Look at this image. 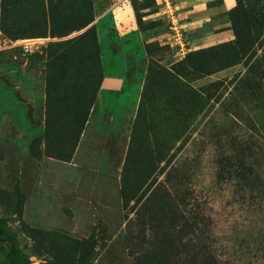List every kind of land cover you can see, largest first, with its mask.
Listing matches in <instances>:
<instances>
[{
    "label": "rangeland",
    "instance_id": "1",
    "mask_svg": "<svg viewBox=\"0 0 264 264\" xmlns=\"http://www.w3.org/2000/svg\"><path fill=\"white\" fill-rule=\"evenodd\" d=\"M170 2L185 48L167 0H0V234L29 264H264V27Z\"/></svg>",
    "mask_w": 264,
    "mask_h": 264
},
{
    "label": "trees",
    "instance_id": "2",
    "mask_svg": "<svg viewBox=\"0 0 264 264\" xmlns=\"http://www.w3.org/2000/svg\"><path fill=\"white\" fill-rule=\"evenodd\" d=\"M251 7H253V5L248 4L245 6L244 0H238L237 4L235 5V7L231 9V11L234 13V15L237 12H240V17L243 16L246 20L247 19L252 20L253 17L254 19H257V21L259 20L258 22L261 28L264 27V0H259L258 6L256 7L257 11L255 13L249 12V9ZM237 29L238 28L236 27L235 29V32L237 33L236 37L239 38L240 36V43L243 44L242 42L243 36H241V32L239 33ZM252 42H253L252 40H248L244 42L246 45L249 44L251 46V54L256 51L254 50L255 45ZM240 46L245 47L244 45L241 44ZM245 57H246L245 55L240 57V60L242 58L244 59ZM0 249L4 252L8 264H29L24 258H22L19 255V251L15 247L13 242L8 237L2 236L1 234H0Z\"/></svg>",
    "mask_w": 264,
    "mask_h": 264
},
{
    "label": "built area",
    "instance_id": "3",
    "mask_svg": "<svg viewBox=\"0 0 264 264\" xmlns=\"http://www.w3.org/2000/svg\"><path fill=\"white\" fill-rule=\"evenodd\" d=\"M171 6L173 7V5H171L170 0H167V7L169 10V14H171L170 17H171V22H172L173 28L175 30L176 35L178 36L179 42L181 43V47L185 48V42L181 38L182 32L180 30V26H179V22H178V16L175 13L174 7L172 8ZM2 43H6V41L0 39V44L2 45Z\"/></svg>",
    "mask_w": 264,
    "mask_h": 264
}]
</instances>
